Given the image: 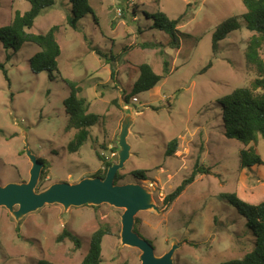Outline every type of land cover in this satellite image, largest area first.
I'll list each match as a JSON object with an SVG mask.
<instances>
[{
  "label": "rangeland",
  "instance_id": "1",
  "mask_svg": "<svg viewBox=\"0 0 264 264\" xmlns=\"http://www.w3.org/2000/svg\"><path fill=\"white\" fill-rule=\"evenodd\" d=\"M90 4L97 21L88 14L76 29L71 28L70 0H55L30 30L39 35L54 25L60 27L56 37L61 76L54 73V80L30 67L39 46L27 43L14 53L0 42V61L7 70V75L0 72V185L28 182L32 164L25 152L26 138L33 155L45 164L46 178L38 192L55 183L74 184L92 177L103 169L99 154L118 161L121 125L132 111L136 118L128 137L131 157L120 171L125 178L119 184L149 188L162 211L140 212L135 232L152 244L157 257L180 244L175 264H223L242 258L252 251L256 238L248 220L221 195L235 193L253 205L263 202L264 165L241 168L240 150L245 147L226 138L219 100L250 87L256 79L244 60L253 33L242 24L241 30L219 43L217 53L212 44L219 25L246 12L242 0H90ZM29 9L26 0H0V28L10 23L15 12ZM158 11L171 20L187 12L178 27L179 50L170 49L169 36L152 28L147 15ZM145 43H162L165 54L160 48L144 49ZM261 55L264 59V46ZM165 60L169 74L152 91L135 95L138 102L133 98L129 103L133 110L126 108L125 98L140 75L139 67L149 64L162 75ZM65 80L79 83L90 111L102 116L78 153L67 148L75 131L66 129L65 100L70 89ZM175 139L178 151L167 157V146ZM255 147L264 162V139ZM199 170L196 180L167 206L165 197ZM136 171H145L146 180L134 177ZM124 211L110 205L68 211L47 205L17 221L2 207L0 264H38L42 259L81 264L92 234L102 225L111 231L103 239L102 264H142L141 251L121 242ZM64 230L81 241L73 256L68 239L56 242Z\"/></svg>",
  "mask_w": 264,
  "mask_h": 264
},
{
  "label": "trees",
  "instance_id": "2",
  "mask_svg": "<svg viewBox=\"0 0 264 264\" xmlns=\"http://www.w3.org/2000/svg\"><path fill=\"white\" fill-rule=\"evenodd\" d=\"M30 4V9L24 14L15 12L10 23L0 28V42L7 52H18L24 44L33 43L40 47L41 51L35 54L30 60V67L36 74L49 73L50 79L54 80V73L60 75L58 58L61 49L56 35L60 31L57 25L52 26L47 32L34 35L30 30L34 27L36 19L45 9L52 7L55 0H26ZM196 2L198 0H188ZM246 12L239 16H233L219 25L212 38L213 52L217 53L219 43L225 40L229 34L245 28L252 32V37L248 40L244 49L245 65L248 69L255 71L257 77L250 87H241L233 93L222 97L219 104L222 106L223 118L225 122V136L231 140H237L245 148L240 150V166L242 169H252L255 166L264 165L258 154L257 148L260 138L264 139V59L261 50L264 46V0H242ZM72 6L71 14L67 18L68 26L76 29L78 22L86 15L94 16L95 11L90 4V0H70ZM189 6H191L189 4ZM153 22V29L169 36L168 46L170 49L179 50L181 41L178 27L185 21L187 12L175 20H171L164 12L158 11L147 15ZM144 49H161L165 54L162 43L142 44ZM10 57L8 56V59ZM211 63L207 66L209 68ZM140 75L134 83L132 91L125 98L130 103L135 95L152 91L170 71L169 63L164 61L163 74L158 75L149 64L139 67ZM0 72L7 75L5 64L0 61ZM114 76V71L112 73ZM61 76V75H60ZM70 89L69 97L65 100V112L68 116L67 131L74 130L75 134L70 140L67 148L70 153H78L81 147L91 137L90 129L98 125L102 116L90 111V104L81 96L82 88L77 82L65 80ZM251 144H255L251 147ZM250 146V147H248ZM247 147V148H246ZM179 148L178 139L172 140L166 149V156L172 157ZM102 162L103 169L96 172L92 177L105 178L109 167L114 163L106 160L101 154L98 155ZM40 161L44 162L42 159ZM200 171V170H199ZM194 172L169 195L165 197L164 203L167 206L173 204L197 178L199 172ZM145 171H136L133 176L146 180ZM46 178V170H43L37 191L42 187V181ZM125 178L119 171L115 184H119ZM221 198L248 220V226L253 231L256 238L255 245L251 252L242 258L229 260L223 264H264V201L253 205L245 202L235 193L222 194ZM110 229L100 226L91 236L89 249L81 264H102V243L105 236L110 234ZM69 240L73 247L69 251V256H73L81 248V241L78 237L67 230H64L57 238L56 242L61 244ZM38 264H53L42 259Z\"/></svg>",
  "mask_w": 264,
  "mask_h": 264
},
{
  "label": "water",
  "instance_id": "3",
  "mask_svg": "<svg viewBox=\"0 0 264 264\" xmlns=\"http://www.w3.org/2000/svg\"><path fill=\"white\" fill-rule=\"evenodd\" d=\"M127 104L126 108L133 110L129 103ZM135 118L136 114L132 111L124 118L118 137V161L109 167L105 178L89 177L74 184L55 183L39 192L37 187L45 164L33 155L26 138L25 152L32 164L29 180L24 183L0 185V208L9 210L17 221L47 205H61L65 211L71 208L101 205L124 209L121 218L122 244L140 250L142 264H175L173 258L175 252L181 247L180 244L175 243L165 255L157 257L152 244L134 230L136 216L140 212L154 210L159 214L162 213L155 204L149 188L140 184H115L118 172L124 169L131 157L128 137Z\"/></svg>",
  "mask_w": 264,
  "mask_h": 264
},
{
  "label": "built area",
  "instance_id": "4",
  "mask_svg": "<svg viewBox=\"0 0 264 264\" xmlns=\"http://www.w3.org/2000/svg\"><path fill=\"white\" fill-rule=\"evenodd\" d=\"M120 14H121V11H120ZM133 101L138 102V99L137 98H134Z\"/></svg>",
  "mask_w": 264,
  "mask_h": 264
}]
</instances>
